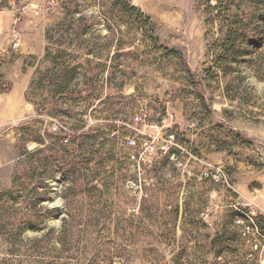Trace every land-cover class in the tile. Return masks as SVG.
<instances>
[{
  "label": "rangeland",
  "instance_id": "374dc122",
  "mask_svg": "<svg viewBox=\"0 0 264 264\" xmlns=\"http://www.w3.org/2000/svg\"><path fill=\"white\" fill-rule=\"evenodd\" d=\"M0 264H264V0H0Z\"/></svg>",
  "mask_w": 264,
  "mask_h": 264
},
{
  "label": "built area",
  "instance_id": "2783aa9c",
  "mask_svg": "<svg viewBox=\"0 0 264 264\" xmlns=\"http://www.w3.org/2000/svg\"><path fill=\"white\" fill-rule=\"evenodd\" d=\"M14 48H18L20 46V41L18 39L15 40L13 44ZM153 144V143H152ZM152 144H146L148 150H153ZM159 151L160 153L166 155L171 161L180 162L181 156H188L189 160H198L193 154H191L186 148H184L177 140L175 134L168 135L165 139H162L159 144ZM197 181L204 182L205 180L209 179H225L226 176L224 175L221 169L215 170H207L199 175L195 176ZM238 224L243 226V236H247L251 230H249V225L245 224V221L239 220ZM258 248V245L255 246Z\"/></svg>",
  "mask_w": 264,
  "mask_h": 264
},
{
  "label": "crops",
  "instance_id": "0c3cea01",
  "mask_svg": "<svg viewBox=\"0 0 264 264\" xmlns=\"http://www.w3.org/2000/svg\"><path fill=\"white\" fill-rule=\"evenodd\" d=\"M7 80H9V78L7 77ZM8 112H11L12 114H14L13 116L16 117V118H19L21 117V115L23 114L24 112V106H23V102L22 100H18V102L16 103V105L14 106H9L8 107Z\"/></svg>",
  "mask_w": 264,
  "mask_h": 264
},
{
  "label": "trees",
  "instance_id": "16d2710c",
  "mask_svg": "<svg viewBox=\"0 0 264 264\" xmlns=\"http://www.w3.org/2000/svg\"><path fill=\"white\" fill-rule=\"evenodd\" d=\"M219 4H220V0H216ZM126 11H129V12H132V13H137L138 15L142 16L144 19H145V25L147 27H150V19L147 18V17H144V15L139 11L137 10L136 8H131V7H128L126 8Z\"/></svg>",
  "mask_w": 264,
  "mask_h": 264
}]
</instances>
